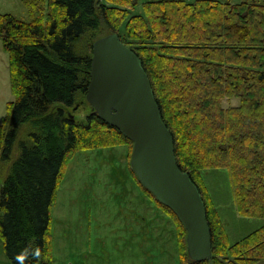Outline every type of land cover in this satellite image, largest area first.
Masks as SVG:
<instances>
[{
	"label": "trees",
	"instance_id": "trees-1",
	"mask_svg": "<svg viewBox=\"0 0 264 264\" xmlns=\"http://www.w3.org/2000/svg\"><path fill=\"white\" fill-rule=\"evenodd\" d=\"M24 2L31 20L0 13L15 97L0 124V236L13 264H54L52 206L77 152L133 145L94 111L86 122L68 113L86 97L103 28L141 57L178 164L207 206L213 253L194 261L183 223L130 164L177 221L180 264L264 258V224L231 243L203 174L226 168L239 214L264 219V0H147L142 14L139 0Z\"/></svg>",
	"mask_w": 264,
	"mask_h": 264
},
{
	"label": "rangeland",
	"instance_id": "rangeland-1",
	"mask_svg": "<svg viewBox=\"0 0 264 264\" xmlns=\"http://www.w3.org/2000/svg\"><path fill=\"white\" fill-rule=\"evenodd\" d=\"M145 1L139 0L133 14L144 13ZM0 13L31 20L24 0H0ZM107 33L103 28L97 37ZM14 98L9 53L0 38V124ZM93 111L86 97L80 108H68V113L85 122ZM132 151L133 145L127 144L85 149L73 156L52 206L54 264H180L178 223L132 175ZM203 174L231 243L264 224V219L239 214L226 168L207 169ZM0 264H13L1 236ZM256 264H264V258Z\"/></svg>",
	"mask_w": 264,
	"mask_h": 264
},
{
	"label": "water",
	"instance_id": "water-1",
	"mask_svg": "<svg viewBox=\"0 0 264 264\" xmlns=\"http://www.w3.org/2000/svg\"><path fill=\"white\" fill-rule=\"evenodd\" d=\"M86 98L102 120L133 141L131 168L183 223L189 257L194 261L210 259L212 231L202 193L178 164L173 134L141 57L118 33L94 42Z\"/></svg>",
	"mask_w": 264,
	"mask_h": 264
},
{
	"label": "crops",
	"instance_id": "crops-1",
	"mask_svg": "<svg viewBox=\"0 0 264 264\" xmlns=\"http://www.w3.org/2000/svg\"><path fill=\"white\" fill-rule=\"evenodd\" d=\"M245 237V236H244Z\"/></svg>",
	"mask_w": 264,
	"mask_h": 264
}]
</instances>
